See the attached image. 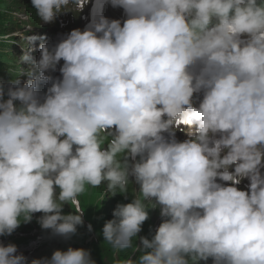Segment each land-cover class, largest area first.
I'll return each mask as SVG.
<instances>
[{
	"label": "clouds",
	"instance_id": "clouds-1",
	"mask_svg": "<svg viewBox=\"0 0 264 264\" xmlns=\"http://www.w3.org/2000/svg\"><path fill=\"white\" fill-rule=\"evenodd\" d=\"M89 2L31 6L51 24ZM102 4L123 18L96 13L55 42L0 35L28 46L0 79V236L40 213L41 229L71 239L82 196L102 189L97 207L131 194L100 232L111 264H264V0ZM156 209L160 223L141 235ZM0 264L97 261L72 246L29 260L9 242Z\"/></svg>",
	"mask_w": 264,
	"mask_h": 264
},
{
	"label": "rangeland",
	"instance_id": "rangeland-1",
	"mask_svg": "<svg viewBox=\"0 0 264 264\" xmlns=\"http://www.w3.org/2000/svg\"><path fill=\"white\" fill-rule=\"evenodd\" d=\"M5 57H6V59H7L10 63H12V64L17 60V57L14 56L13 54H11V53L8 52V51H6ZM7 68H8V65H7Z\"/></svg>",
	"mask_w": 264,
	"mask_h": 264
}]
</instances>
